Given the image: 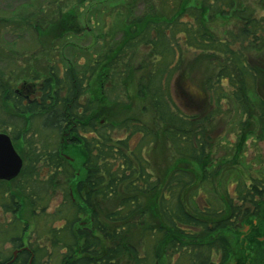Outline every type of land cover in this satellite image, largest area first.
I'll return each instance as SVG.
<instances>
[{
    "label": "trees",
    "instance_id": "trees-1",
    "mask_svg": "<svg viewBox=\"0 0 264 264\" xmlns=\"http://www.w3.org/2000/svg\"><path fill=\"white\" fill-rule=\"evenodd\" d=\"M151 3L131 22V38L127 35L122 43L118 41L83 64L72 51L71 56L63 54L55 60L58 66L64 65L63 69L48 63L42 73L34 65L27 67L21 79L0 75V132L8 131L15 146L28 149L26 168L15 188L0 181V207L7 214H18L19 193L36 210L40 201L49 196L44 197L48 183L60 173L66 185L61 188L62 205L73 213L65 218L63 226L50 227L48 231L53 248L61 251L58 262L56 256L43 262V246L38 241L30 242V234L27 241L31 252L23 249L14 264H123L126 251L129 260L125 264H154L159 257L157 248L149 247L141 255L125 238L136 218L143 221L156 208L163 225L157 223V232L145 229L143 238L150 241L157 237V243L163 245L168 236L174 237L167 251L172 254L194 249L193 255L178 256H186L188 263L221 264L227 259L220 240L207 243L199 239L228 228L236 230L241 221L236 222L235 208L228 216L214 212L209 204L203 211L210 219L208 226L186 208L184 195L197 189L202 180L190 164L202 170L212 146L206 137L208 121L192 112L185 102L178 103L170 86L174 82L177 88L183 86L191 97L210 102L223 116L233 102L238 105V115L245 118L250 114L249 95L255 90V108L259 118L264 119V95L257 90L264 82V0H178L171 15L161 13ZM226 18L233 22V28L227 30L225 38L206 30L205 23ZM137 25L140 30H136ZM252 53L254 63L246 55ZM188 56H205L197 62H202L203 68L208 62L211 67L203 82L199 76V82L187 77ZM12 73L16 75L14 70ZM137 73H141L139 80H130ZM85 95L87 99L82 101ZM115 128L123 129L124 136H116ZM64 135L73 138L71 142L85 153L82 173L62 156V144L55 143ZM167 144L178 157L173 158L182 163L156 161L154 148L165 145L166 149ZM244 145L245 142L241 147ZM46 169L49 176L35 181ZM237 174L238 179L233 181L235 193L228 190L223 201L225 198L230 211L237 196L239 208L249 204L253 209L249 212L248 208L242 219L259 217L264 173L252 176L238 169ZM155 188L159 191L151 201ZM148 192L150 199L145 206ZM56 213L61 215L62 210ZM81 215H85L84 221ZM5 224L20 233L4 241H9L14 250L23 248L26 230L21 234L23 227L14 222ZM5 227L0 225V241ZM198 228L202 233L194 230ZM180 237L200 242L183 247ZM213 253H217L219 263L212 260ZM171 254H165L168 264ZM11 258L0 250V264Z\"/></svg>",
    "mask_w": 264,
    "mask_h": 264
},
{
    "label": "rangeland",
    "instance_id": "rangeland-1",
    "mask_svg": "<svg viewBox=\"0 0 264 264\" xmlns=\"http://www.w3.org/2000/svg\"><path fill=\"white\" fill-rule=\"evenodd\" d=\"M143 1L0 0V75H3L4 78L19 77L21 79L23 74L27 73V67L32 65L37 70H41L42 73L47 61H52L55 66H58L57 64L60 63L57 61L60 59V56L63 54L71 56L72 51L80 56H75V58L81 64L86 62L91 56H99V52L104 53L110 50L115 45L114 42L123 41L127 35L131 38L133 35L130 29L131 22L144 12L143 5L146 2ZM161 1L163 9L159 11L171 15V10L173 11L176 7L178 0ZM231 24L233 22L229 18H226L214 20L212 23L207 22L205 23V27L214 36L223 39L226 36L227 30L233 28ZM246 55L254 63L256 58L255 53ZM204 58L205 56H188L185 59L186 75L187 77L190 75L195 82H199L197 80L198 76L202 80L200 82H203L204 77L211 72L208 62H205L204 68L202 62L201 64L197 63L199 60L203 61ZM17 67L19 68L17 69ZM58 67L63 69L64 65ZM13 70L16 72V75L12 73ZM140 75L141 73H137L130 80L136 82L139 80ZM18 83L20 82L18 81ZM196 87L199 89L198 85ZM186 89H188L187 86ZM257 90L260 95H264V82L262 84L259 83ZM170 92L178 103L181 101L185 102V105L192 112L208 121L206 137L209 138L208 142L212 146L202 170L198 165L195 167L193 164H190L191 170L202 180L199 181L197 189L187 191L186 195H184V199L187 201L186 208L193 215H198L197 217L206 222L208 226H210V219L205 218L207 216L203 215V211L208 204H210L214 212H222L228 214V216L231 215V211L234 213L233 208H235L236 222L241 221L236 230L228 228L199 240L207 243H211L216 239L220 240L226 248L227 259L223 264H264V201L259 217L250 216L246 219H242V217L248 208L249 212L253 211L251 209L252 206L249 207V204H244L239 208L237 206L238 197L234 196L235 206H232L229 211L225 198L223 201L225 192L229 194V190L231 194L235 193L236 187L233 181L238 179V169H242V172L244 171L252 176L264 173V119L259 118L255 108V104L258 102L257 92L254 90L249 95L251 108L249 116H246L247 118L238 115L236 110L238 105L233 102L223 111L225 114L223 116L219 109L214 105H210V102L191 97L189 92L184 91L183 86L177 88L175 82L171 84ZM86 99L87 95L84 96L82 101ZM181 106L183 107V105ZM101 122L103 123L104 120L101 119ZM114 130L116 136H124L123 129L115 128ZM71 140L74 139L64 135L63 138L58 139L59 142L55 143L62 144L61 150L64 156L73 163L79 170V173H82L85 153L81 146L74 145ZM243 142H245V145L241 147ZM167 147L165 149L164 145L163 148H154L153 157L156 161L166 162L170 159L182 163L180 159L175 160L173 158L177 157V155L173 153L168 144ZM16 148L24 160L22 171L26 168L25 155L28 154V149L24 145H16ZM29 148L31 152V147ZM49 173L48 169L45 172L41 171L39 180L35 181H43V179L49 176ZM20 176L21 174L10 180V185L8 186L15 188V182L21 178ZM205 177H208V180ZM21 180L25 181V178ZM62 182H65L64 176L58 173L57 177L48 183L49 190L44 197L48 196V194L49 196L40 201L36 210L27 197L19 193L16 198L21 211L18 214H7L0 207V225L6 226L3 229L6 233L4 239L0 241V250L3 251L5 257L13 258L14 251L18 250V248L14 250L9 241H4L7 239V236L10 239V235H19L18 229H11L5 224L14 222L18 227H23L21 234L26 230V233H24L25 237H23L25 239L24 244L28 242L27 238L32 234L29 241H38V245L43 246V262H48L54 256L57 258V261L55 258V262H58L61 251L59 248H53L48 231L50 227L59 228L63 226L66 223L65 218L73 214L72 210L62 205L64 204V198L61 188L62 186L66 187ZM5 185L8 187L7 183ZM157 189L152 190L151 199L148 192L144 199L145 206L149 199L152 201L156 198L155 194L159 191V188ZM191 200H193V204L190 203ZM150 206H154L155 208L153 202H150ZM60 209L62 210V216L56 213ZM41 213L44 215L41 216ZM35 215L37 218H35ZM59 217L63 219H58ZM80 220L84 221L85 215H81ZM158 222L163 225L157 208L152 214L146 216L143 221L136 218L132 230L126 235L125 242L133 244L141 255L149 247L157 248L159 257L157 256L154 264H165V254H171L167 251V246L171 244L174 237L168 236L164 240L163 245L157 243V237H153L150 241V238L147 240L142 237L145 229L152 228V231L155 230L157 232L156 226ZM79 223L80 225L83 224L82 222ZM194 230L202 233L199 228ZM180 239H182L181 243L183 247L200 242L199 240L193 241L186 237H180ZM108 242L106 241L107 244ZM152 244L154 245L151 246ZM182 251L195 253L194 249ZM211 251L213 249L209 250V252ZM128 260L129 254L126 251L122 259L123 264Z\"/></svg>",
    "mask_w": 264,
    "mask_h": 264
},
{
    "label": "water",
    "instance_id": "water-1",
    "mask_svg": "<svg viewBox=\"0 0 264 264\" xmlns=\"http://www.w3.org/2000/svg\"><path fill=\"white\" fill-rule=\"evenodd\" d=\"M23 159L16 151L11 138L0 133V180L10 181L21 172Z\"/></svg>",
    "mask_w": 264,
    "mask_h": 264
},
{
    "label": "flooded vegetation",
    "instance_id": "flooded-vegetation-1",
    "mask_svg": "<svg viewBox=\"0 0 264 264\" xmlns=\"http://www.w3.org/2000/svg\"><path fill=\"white\" fill-rule=\"evenodd\" d=\"M23 249H26L27 251H30L29 247L28 246H24L23 248H18L17 251H15V254L13 256V258H11L8 262H6L5 264H14V262L16 261L17 259V256H18V253L19 252H23ZM31 252V251H30ZM32 257H33V254H32ZM31 264V261L30 263Z\"/></svg>",
    "mask_w": 264,
    "mask_h": 264
}]
</instances>
